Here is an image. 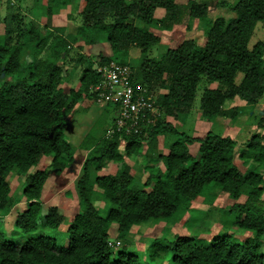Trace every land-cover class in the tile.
<instances>
[{"label": "trees", "instance_id": "1", "mask_svg": "<svg viewBox=\"0 0 264 264\" xmlns=\"http://www.w3.org/2000/svg\"><path fill=\"white\" fill-rule=\"evenodd\" d=\"M13 1L19 0L3 1L5 13L0 14V215L20 202L25 207L12 214L11 235L7 238L0 232V264H142L138 253L123 248V236L150 219H169L180 208L190 211V201L209 185L232 200L222 211L221 228L211 233L209 227L189 217L187 229L165 239L163 226L146 248L149 264H264V133L252 134L235 153L230 136L207 131L193 137L168 119L185 122L202 79L216 83L200 91L198 105L208 121L227 114L222 108L227 99L254 104L262 97L264 41H256L251 48L247 43L255 24L264 25V0H236L234 16L210 22L203 44L184 39L158 58L143 59L140 82L163 90L156 101L157 121L137 133L115 132L85 147L82 173L76 181L79 210L63 228L64 246L58 245L56 236L62 234L65 214L57 205H46L43 189L51 172L60 174L73 160L62 128L75 104L85 95L93 96L90 85L99 80L95 64L127 63L123 54L130 45L146 52L158 42V35L135 25L134 19L170 29L192 17H204L207 5L193 0L184 4L79 0L74 41L77 36L87 43L105 40L113 55H98L96 61L88 59L83 65L85 56H72L69 40L56 30L42 33L38 24L21 27ZM53 1L58 6L66 2ZM157 8L164 12L159 19L154 17ZM77 66L78 86L65 91L64 74ZM238 73L242 77L236 82ZM235 111L237 107L229 115L235 117ZM258 126L264 128V118ZM163 135L175 138L166 154L158 155L163 171L149 168L146 179L137 183L124 157L138 151L144 140ZM194 142L199 144L197 157L189 152ZM122 144L123 154L119 151ZM105 159L119 163L118 169L97 174L89 183V168L98 170ZM12 171L20 183L18 196L12 194L8 179ZM98 191L110 204L104 215L92 203ZM210 200L202 198L204 203ZM235 227L252 236L241 239L230 230Z\"/></svg>", "mask_w": 264, "mask_h": 264}, {"label": "rangeland", "instance_id": "2", "mask_svg": "<svg viewBox=\"0 0 264 264\" xmlns=\"http://www.w3.org/2000/svg\"><path fill=\"white\" fill-rule=\"evenodd\" d=\"M3 1L0 0V14L5 13ZM179 4L188 3V0H175ZM198 3H204L207 5V13L204 17L184 20L178 24H173L170 29L165 28L162 24H148L144 25L137 19L133 20L135 25L141 26L156 35L159 40L157 43L151 46V48L143 52L135 45H130L128 53L123 54L127 64L132 69V73L137 81V84L142 86L146 92L150 95H154V108L149 112L153 113L151 122H144L140 129H148L153 126L159 114L158 106L156 104L157 96L159 92L163 90L149 89L147 86L140 82L141 78V64L145 57H160L168 47H175L179 42L184 39H192L198 44H203L205 41V32L210 22L215 18L223 17L229 18L234 16L232 6L236 0H193ZM17 7L15 10L18 14V21L20 26L27 29L31 25H40L39 31L44 33L45 30H56L62 34L71 44L72 56L77 53H82L85 56L83 65L87 63L88 59L96 61L98 55L104 57L113 56L112 49L108 42L105 40L97 41L95 43H87L80 36L74 41V32L78 24V18L75 17L77 11V5L79 0H66L65 4L58 6L53 0H19L13 1ZM164 12L162 8H157L154 13L155 19H159L163 16ZM0 24V31H1ZM264 41V25L261 22H257L254 27L253 34L249 39L247 46L251 48L252 45L258 41ZM114 61V60H113ZM110 60L105 63H97L96 71L99 73V68L108 64ZM72 65L71 63H69ZM66 80H63L62 87L65 91H68L71 87L78 86L79 68H69V71L65 73ZM68 75V76H67ZM242 73H238L236 76V82L241 80ZM8 79V78H6ZM100 81V74L99 80ZM95 84L90 85V92L93 96L85 95L80 101H78L74 108L65 115L67 120L66 125L62 128L64 139L69 143L73 160L68 166L60 172V174L50 173L46 179L43 194L46 195V205H57L61 212L65 214V222L62 228L59 230L61 235L56 236L58 245H66V236L64 229L70 222L73 214L78 209V194L76 181L82 173V163L86 157V146L98 142L103 137L108 138L111 134H105L104 131L113 125L116 121L117 109L115 105L107 104V101H99L98 95L95 92ZM215 82H208L204 79L201 80L197 94L195 96L194 105L191 112L185 118V122L168 117L169 121L175 125L179 131L193 137H202L207 131L219 133L223 136H230L235 141V153L245 144L246 140L256 132H263L264 128L258 126V121L264 118V93L262 97L254 104H247L244 101L234 98L227 99L223 103L222 108L227 113L226 115L216 116L213 119L205 120L201 116V109L199 108L200 91L204 87H214ZM233 107H237V112L234 116L229 115V110ZM140 131V130H139ZM138 131V132H139ZM118 132H124L120 130ZM106 133V132H105ZM137 133V132H134ZM145 136L147 133H144ZM173 136H157L144 140L135 153L130 156H125V162L130 165V169L137 175V183H142L149 175V168L163 169L162 163L158 158L159 154H166L168 145L174 141ZM197 142L189 145V152L194 156H198ZM119 151L123 154V144L119 146ZM237 157V156H236ZM237 162V161H236ZM48 163V159L47 162ZM238 163V162H237ZM241 167L244 169V164L240 161ZM119 167V163L112 162L107 159L103 160L100 168L96 170L91 166L90 169V182L93 181L97 174L101 173H114ZM163 171V170H162ZM11 185L13 195H19L21 188L19 179L12 171L8 177ZM136 181V180H135ZM89 187L92 184H88ZM22 187V186H21ZM212 188V189H211ZM202 198L211 199L209 202L204 203ZM242 198H244L242 196ZM241 198V200H242ZM264 199V192L262 194ZM189 209L180 208L169 217L164 220L150 219L143 224L134 225L129 233L123 236L122 240L125 241L123 248L128 250H134L138 253L142 264H149L146 257V248L151 244L152 239L158 235L165 226V232L163 236L165 239H170L169 235L180 233L184 231L189 223V217H191L197 225H203V227H209L211 233L218 231L221 228L220 217L223 210H227L232 200L227 196L226 192L218 191L217 189L206 186L202 193L196 196L195 199L190 201ZM92 203L99 209V213L104 215L110 204L108 200H104L100 191L93 197ZM25 207L24 204L18 203L8 212L0 215V232L5 234L8 238L13 232L12 218L16 211L22 210ZM264 207V205H263ZM12 215V216H11ZM188 219V220H187ZM187 220V221H186ZM193 222V223H194ZM115 225L112 226L114 237ZM178 230V231H177ZM241 239L244 237L252 236L248 230L241 228L230 229ZM187 231V230H186ZM184 234V233H183ZM263 249H264V236L262 237Z\"/></svg>", "mask_w": 264, "mask_h": 264}, {"label": "built area", "instance_id": "3", "mask_svg": "<svg viewBox=\"0 0 264 264\" xmlns=\"http://www.w3.org/2000/svg\"><path fill=\"white\" fill-rule=\"evenodd\" d=\"M100 81L95 85L99 101H107L117 109L116 121L105 134L120 130L138 132L144 122H151L154 95L137 84L132 69L127 63L110 62L99 68Z\"/></svg>", "mask_w": 264, "mask_h": 264}]
</instances>
